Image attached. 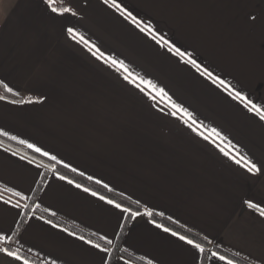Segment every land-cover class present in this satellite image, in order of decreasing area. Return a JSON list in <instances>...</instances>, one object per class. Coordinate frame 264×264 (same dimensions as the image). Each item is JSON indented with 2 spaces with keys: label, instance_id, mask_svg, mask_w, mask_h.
Returning a JSON list of instances; mask_svg holds the SVG:
<instances>
[{
  "label": "crops",
  "instance_id": "1",
  "mask_svg": "<svg viewBox=\"0 0 264 264\" xmlns=\"http://www.w3.org/2000/svg\"><path fill=\"white\" fill-rule=\"evenodd\" d=\"M56 2L77 14H52L44 0H0V80L19 92L17 99L44 98L32 104L0 100V130L208 236L212 247L234 256L238 264H264V217L244 203L251 199L264 206V172H246L178 116L168 115L163 103L154 107L66 29L75 28L101 52L164 87L198 122L220 130L262 165L264 121L103 0ZM118 3L264 106V0ZM13 153L0 145V189L12 187L32 198L36 173L44 169ZM35 203L57 211L56 218L85 234L98 231L113 238L121 231L118 210L51 172ZM18 211L0 201V228L16 230L23 217ZM39 216L27 215L19 232L24 249L50 254L57 264H101L95 250ZM149 219H130L120 248H129L136 258L144 256L145 263L155 258V264H194L189 246ZM0 264L17 262L0 254Z\"/></svg>",
  "mask_w": 264,
  "mask_h": 264
},
{
  "label": "snow or ice",
  "instance_id": "2",
  "mask_svg": "<svg viewBox=\"0 0 264 264\" xmlns=\"http://www.w3.org/2000/svg\"><path fill=\"white\" fill-rule=\"evenodd\" d=\"M48 10L52 14L58 16H64L65 14H71L75 16L77 13L71 6H57L56 0H44ZM103 3L109 7L115 9L120 13L125 19L131 21L141 32L146 33L151 37L161 47H166L167 51L180 58V60L191 65L196 69L202 76L209 79L213 84L222 88L227 94L234 100L239 101L243 108L252 113L254 116L258 117L260 121H264V106L255 103L243 92L236 90L230 83L221 79L219 76L213 75L208 68L202 67L193 58L192 53L187 50H181L171 41L165 39L158 31L155 30L150 22H145L143 20H138L133 14L126 8L122 7L118 0H103ZM68 36L78 43L83 44L88 51L97 59L102 60L105 64L110 67L115 68L118 72H121L123 79L129 84L133 85L141 93L148 97V99L153 103L154 107H158L160 103H163L170 111L167 113L171 116H178L183 120V123L188 126L193 132L202 137L205 141H209L212 145L219 150V152L231 160L237 166L242 167L246 172L250 174H260L264 172V165L253 160L252 157L244 153L238 144L233 143L226 135H224L220 130L215 127H205L202 122H198L194 116V113L189 111L182 104L177 103L173 100L172 96L157 83H154L151 79H146L143 76L135 74L130 70L129 66L123 61L118 60L112 55H106L101 52L94 43H91L85 36L77 31L73 27H68L66 29ZM0 87L3 88L4 93L11 94L14 97H18L19 92L15 91L13 87H10L8 83L0 80ZM6 94H0V100H8ZM43 97L39 98H28V99H12L9 103L12 104H32V103H42ZM158 110L163 113L165 109L159 107ZM0 135L5 137L9 136L7 131L0 130ZM11 140H18V137L13 135L10 137ZM19 143L26 145L27 148L32 149L35 153L40 154L42 157H47L53 163L44 164L43 162L36 161L35 157L29 160V163L35 164L37 169H47L48 172L54 174L58 179L67 181V183L74 185L78 189H82L84 192L90 193L93 197H97L99 200L104 201L106 204L111 205L114 209L118 210L119 216L121 218V223L117 225L118 228H123V221L128 219H135L138 216L149 217V223L153 224L156 228L162 230L164 233H169L172 237H176L179 241L183 242L186 246H189V250L192 252L194 264H219V262H224V264H238L235 259H229L226 255L221 254L219 251H214L211 247H206V244L211 243L208 236L201 235L199 233H193L192 229L185 228L184 225L180 224L179 220L174 219L172 216L165 217V212L156 210L154 207H150L147 203H142L139 199H133L131 196L125 195L124 193H119V199L109 198L107 195H102L96 191H92L91 188L84 187L80 183H76L75 180L69 179L65 175H61L57 170V165H61L63 168L70 169L71 172L77 173L79 176H85L84 172H80L77 168L72 167L71 164L65 163L62 159H59L57 155L44 150L42 147L37 146L34 143H30L28 140L19 139ZM224 145V146H222ZM16 155V153H13ZM21 159H27V157H21ZM47 175L46 172L37 171V178L34 180V184L37 186L42 183H46L43 177ZM87 180L94 181L96 184H101L109 193H115V190L110 188L108 184H105L102 180L95 179L93 176H87ZM31 191H36L38 189H30ZM3 192L11 193L12 196L18 199L13 202L11 198L5 200L4 196L0 194V201H3L6 205H11L13 208L18 209L16 213L17 216L29 217L34 215L36 209H41L44 213H48L51 217L57 216V211L49 208H42L40 203H33L29 205L28 203H21V201H28L32 198L26 196L24 191L15 190L12 187H4ZM244 203L254 211L258 212L261 217H264V206L259 202H253L251 199H247ZM31 207L32 212H25V210ZM155 217L166 218L171 224L177 225L180 229H183V233L180 230H174L173 227L165 226L163 223L157 222ZM36 219L43 220L46 224L52 225L55 228H61V225L54 224L52 219H45L43 215L36 217ZM61 230L67 233L69 236L76 237L79 241H82L85 245L89 246L91 249L95 250L101 257V264H133V252L129 248H119V255H113L114 248V238H119L121 233L114 232L112 234L113 238H110L108 233H101L98 231H93L89 233V236L78 235L75 231H69L67 227L61 228ZM11 232V235L7 233ZM12 243L17 246L13 249ZM0 254H3L9 258H12L17 262V264H57V258L51 257L50 254H42L40 251L33 252L32 248L24 249L22 245L19 244V234L11 227L8 229L0 228ZM236 256L239 253L235 254ZM125 256L128 258L125 259ZM138 259H145L144 256L138 257ZM147 264H155V258L148 259Z\"/></svg>",
  "mask_w": 264,
  "mask_h": 264
},
{
  "label": "trees",
  "instance_id": "3",
  "mask_svg": "<svg viewBox=\"0 0 264 264\" xmlns=\"http://www.w3.org/2000/svg\"><path fill=\"white\" fill-rule=\"evenodd\" d=\"M57 6H61V5H57ZM0 94H6L4 93V90L2 87H0ZM8 96V99H17V97H14L12 96L11 94H6ZM0 145L24 156V157H27L28 159H32L33 157H35L36 161L38 162H43L44 164H51L53 163L52 161H50L47 157H42L40 154L38 153H35L32 149H29L27 147H25L24 145L20 144L18 141H15V140H11L9 137H5L3 135H0ZM57 170L60 172L61 175H65L67 176L69 179H72V180H75L77 183H80L82 184L83 186L85 187H88V188H91V190L93 191H96L102 195H107L109 198H112V199H119V196L117 192L115 193H109L107 189H105L101 184H96L94 181H89L86 179L85 176H79L77 173H74V172H71L70 169H67V168H63L61 165H57ZM43 172H46L47 175L45 177H43V180L46 181L47 179V176L49 175L50 172L47 171V169H44ZM44 183H42L41 185L39 186H36L35 189H38L36 191H34L33 193V196H32V199L27 202L29 205H32L35 200H36V197L37 195L39 194L41 188L43 187ZM0 194H2L4 196V198L6 199H9L11 198L13 200V202H15L16 199H18L17 197H14L12 196L10 193L8 192H3L2 189H0ZM21 203H26V202H23L21 201ZM32 209L31 207L27 210H25V212H31ZM35 212L37 214H39L40 216L43 215L46 219H52L53 222L63 226V227H67L69 230H72V231H75L81 235H85L86 237L89 236V234H85L81 231H79L77 228L59 220L58 218L56 217H51L48 213H44L42 210L40 209H36ZM27 215L23 216L22 219L20 220L17 228H16V232H20L24 222H25V219H26ZM155 219L157 220V222L159 223H163L165 224V226H170V227H173L174 230H180L182 233H183V229H180L177 225H174V224H171L166 218H160V217H155ZM129 220H125L124 222V227L121 228V235L120 237L117 239L116 243L114 244L116 247L114 248V252H113V255H119L120 253L118 252V249L120 248V243H121V240L125 234V231L127 229V226H128V223H129ZM186 228V227H185ZM195 233V232H193ZM206 247H211L213 248V250L215 251H219L221 254L223 255H226L228 258L230 259H236L234 256L230 255L229 253L225 252V251H222L220 249H218L217 247H212L210 245V243L206 244ZM14 249V248H13ZM125 258L127 259L128 257L125 256ZM133 262L137 263V264H147L145 262H143L142 260L136 258L133 256Z\"/></svg>",
  "mask_w": 264,
  "mask_h": 264
}]
</instances>
